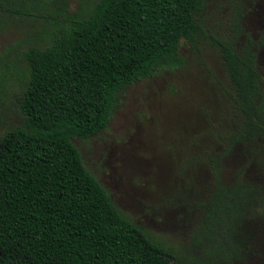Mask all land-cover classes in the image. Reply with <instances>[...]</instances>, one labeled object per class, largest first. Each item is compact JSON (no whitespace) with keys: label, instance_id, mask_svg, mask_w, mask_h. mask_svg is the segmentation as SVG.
Here are the masks:
<instances>
[{"label":"trees","instance_id":"1","mask_svg":"<svg viewBox=\"0 0 264 264\" xmlns=\"http://www.w3.org/2000/svg\"><path fill=\"white\" fill-rule=\"evenodd\" d=\"M4 1L9 5L0 1L1 10L50 17L54 28L43 46L23 50L21 119L0 134V264L178 263L173 251L118 212L71 139L105 128L117 94L153 67L181 63L179 40L194 46L203 0H96L65 21L56 20L63 0ZM238 18L237 12L233 34L210 36L232 118L216 151L203 155L210 175L195 195L191 240L202 264H264L261 78L255 45Z\"/></svg>","mask_w":264,"mask_h":264},{"label":"rangeland","instance_id":"2","mask_svg":"<svg viewBox=\"0 0 264 264\" xmlns=\"http://www.w3.org/2000/svg\"><path fill=\"white\" fill-rule=\"evenodd\" d=\"M63 1L57 21L84 15L96 0ZM237 12L241 33L255 45L264 113V0H203L197 13L201 33L194 46L179 40L181 63L153 67L117 94L105 128L71 139L83 166L118 212L173 251L179 257L176 264L203 260L200 248L191 242L198 217L195 195L205 189L210 175L203 155L216 151L218 136L229 129L232 118L230 88L210 36L233 34ZM53 28L50 17L0 9V134L21 119L16 97L27 73L21 54L33 43L43 46ZM233 162L224 164L226 179Z\"/></svg>","mask_w":264,"mask_h":264}]
</instances>
